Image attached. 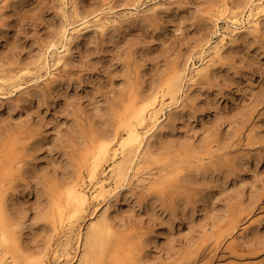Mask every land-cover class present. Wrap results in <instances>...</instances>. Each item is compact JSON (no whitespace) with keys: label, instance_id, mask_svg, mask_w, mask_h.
<instances>
[{"label":"rangeland","instance_id":"1","mask_svg":"<svg viewBox=\"0 0 264 264\" xmlns=\"http://www.w3.org/2000/svg\"><path fill=\"white\" fill-rule=\"evenodd\" d=\"M219 1L0 0V77L26 68L36 76L45 74L42 52L51 41L59 42L68 19H75L74 8L90 19L99 13L106 22L102 29L92 25L73 35L50 89V80H31L34 75L0 88V153L2 144L16 142L24 160L17 178L7 185L10 206L15 201L12 214L26 220L24 247L46 245L48 227L40 218L47 202L44 188L72 173L70 156L82 143L78 127L108 128L106 109L126 91L129 79L147 88L170 65L190 56L197 61L202 43L218 41L223 30L224 23L216 27L207 12ZM210 79L194 89L163 145L180 150L209 142L211 150L219 149L213 156L217 169L207 165L206 174L189 176L188 191L166 190L163 201L138 198L145 193L136 187L111 202L118 229L133 227L148 236L143 253L147 264H264V18L259 31L227 39ZM240 154L237 163L234 157ZM238 203L245 214L254 212L252 219L261 218V239L255 227L237 239V251L223 245L215 252L212 240L188 244Z\"/></svg>","mask_w":264,"mask_h":264},{"label":"bare ground","instance_id":"2","mask_svg":"<svg viewBox=\"0 0 264 264\" xmlns=\"http://www.w3.org/2000/svg\"><path fill=\"white\" fill-rule=\"evenodd\" d=\"M73 12L71 16L75 19H68L59 42L51 41L42 52L45 74L36 76L30 68H26L15 76L0 77V88L10 80L20 81L23 75H34L31 80L35 81L50 80L47 84L49 89L54 85L56 66L69 52L73 35L87 31L92 25L100 29L106 26L99 13L90 19L79 15L76 8ZM207 12L216 27L220 22L224 26L219 31L218 41L212 44L207 40L200 45L197 61L194 56H190L170 65L158 81L147 88L139 86L134 77L129 79L126 91L106 109L111 116L108 128L99 130L92 125L78 127L82 143L75 147L74 154L70 156L74 157L72 173L63 180H51L53 182L44 188L47 202L40 218L44 220L48 231L47 242L43 247L30 249L23 245L26 220L12 214L11 209L16 208L15 201L10 206L7 187L13 177L20 173L24 160L19 158L16 142L2 144L0 264H147L143 253L148 236L139 230L135 231L133 227L118 229L116 215L110 213L111 202L123 192L136 187L145 193L138 195V198L153 196L163 201L166 190L188 191L189 176L206 174L210 171L207 165L211 164L213 169H217L216 157L213 156L219 149L211 150L212 144L209 142L197 147L192 144L180 150L176 147L165 148L163 144L166 143L165 138L173 134V122L183 112L185 102L194 96L192 93L198 88L199 82L204 80L210 83V74L223 58L227 39L234 40L240 32L260 30L264 18V0H244L242 3L221 0L212 4ZM38 68L42 70L39 65ZM251 134L250 139L253 136ZM156 139L161 143L156 144ZM241 155L235 156L234 160L238 159L241 163ZM182 193L183 199L185 192ZM175 197L171 200L173 205ZM244 209L239 203L229 205L223 216L212 220L210 231L205 227L198 229V237L188 239V244L197 240H212L215 252L223 245L231 251H237L239 237L255 227V236L259 234L261 218L252 219L254 212L245 214ZM248 220L250 222L244 226ZM239 227L242 230L233 236ZM49 252L50 255L44 258Z\"/></svg>","mask_w":264,"mask_h":264}]
</instances>
